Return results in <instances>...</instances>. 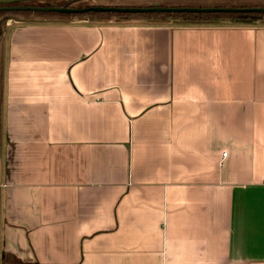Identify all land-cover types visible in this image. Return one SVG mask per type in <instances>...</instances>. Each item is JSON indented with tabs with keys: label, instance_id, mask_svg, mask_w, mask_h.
Returning <instances> with one entry per match:
<instances>
[{
	"label": "crops",
	"instance_id": "0c3cea01",
	"mask_svg": "<svg viewBox=\"0 0 264 264\" xmlns=\"http://www.w3.org/2000/svg\"><path fill=\"white\" fill-rule=\"evenodd\" d=\"M0 82V253L264 264V22L11 17Z\"/></svg>",
	"mask_w": 264,
	"mask_h": 264
},
{
	"label": "trees",
	"instance_id": "16d2710c",
	"mask_svg": "<svg viewBox=\"0 0 264 264\" xmlns=\"http://www.w3.org/2000/svg\"><path fill=\"white\" fill-rule=\"evenodd\" d=\"M12 0L0 1L1 6H24V7H61L66 10H1L0 9V74L2 66L3 38L7 20L11 17L39 19L43 21H72L90 19L105 22H152L167 23L178 21H206L237 20L264 22V0H201L203 4H195L194 0H166L156 3L155 0ZM200 2V3H201ZM200 8V10H119L121 8ZM204 8H232L238 10H204ZM84 9V11H78ZM253 9V10H249ZM1 84V82H0ZM1 86V85H0ZM1 99V88H0ZM0 264H30L22 261L15 254L7 251L0 253Z\"/></svg>",
	"mask_w": 264,
	"mask_h": 264
},
{
	"label": "water",
	"instance_id": "95a60500",
	"mask_svg": "<svg viewBox=\"0 0 264 264\" xmlns=\"http://www.w3.org/2000/svg\"><path fill=\"white\" fill-rule=\"evenodd\" d=\"M37 9V10H54V11H63L66 10L64 8L61 7H24V6H1L0 9L1 10H19V9ZM119 10L125 11V10H135V11H151V10H166V11H174V10H200V8H164V7H158V8H121ZM204 10H223V11H231V10H238V9H232V8H204ZM249 10H253V9H249ZM78 11H84V9H79Z\"/></svg>",
	"mask_w": 264,
	"mask_h": 264
},
{
	"label": "rangeland",
	"instance_id": "374dc122",
	"mask_svg": "<svg viewBox=\"0 0 264 264\" xmlns=\"http://www.w3.org/2000/svg\"><path fill=\"white\" fill-rule=\"evenodd\" d=\"M142 1H145V0H142ZM162 1H166V0H155L156 3H160ZM94 2H99V0H93L92 3H94Z\"/></svg>",
	"mask_w": 264,
	"mask_h": 264
},
{
	"label": "built area",
	"instance_id": "2783aa9c",
	"mask_svg": "<svg viewBox=\"0 0 264 264\" xmlns=\"http://www.w3.org/2000/svg\"><path fill=\"white\" fill-rule=\"evenodd\" d=\"M226 153L224 152L223 155H225Z\"/></svg>",
	"mask_w": 264,
	"mask_h": 264
}]
</instances>
